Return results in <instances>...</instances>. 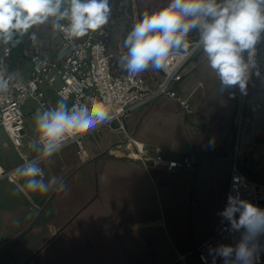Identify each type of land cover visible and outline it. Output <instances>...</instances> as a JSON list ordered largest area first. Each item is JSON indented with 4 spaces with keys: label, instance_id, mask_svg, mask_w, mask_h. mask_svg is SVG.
Listing matches in <instances>:
<instances>
[{
    "label": "crops",
    "instance_id": "0c3cea01",
    "mask_svg": "<svg viewBox=\"0 0 264 264\" xmlns=\"http://www.w3.org/2000/svg\"><path fill=\"white\" fill-rule=\"evenodd\" d=\"M200 59L187 64L178 86L193 102V115L161 96L124 120L147 152L158 146L166 157L188 156L192 165L146 170L111 150L125 141L121 132H89L83 156L69 144L52 163L42 162L48 176L65 178L66 192L26 194L19 180L0 182V264H200L193 250L217 228L232 164L264 183V126L245 121L239 127V100L219 93L217 78ZM204 62L201 78L197 66ZM259 93L264 90L248 93L246 117L256 115ZM20 162L0 163L11 168Z\"/></svg>",
    "mask_w": 264,
    "mask_h": 264
},
{
    "label": "clouds",
    "instance_id": "9594fccd",
    "mask_svg": "<svg viewBox=\"0 0 264 264\" xmlns=\"http://www.w3.org/2000/svg\"><path fill=\"white\" fill-rule=\"evenodd\" d=\"M111 17V0H0V44L14 45L26 36L36 42V29L43 25L76 40L101 32ZM262 43L264 0H165L139 15L123 40L124 51L117 62L129 78L149 69L167 73L173 62L182 63L196 49L215 74L221 95H234L230 91L234 88L246 95L252 76L261 75L258 45ZM21 80L18 71L0 69V95L8 94ZM73 91L76 99L71 104L61 94L54 106L35 113V136L29 148L36 156L25 158L10 173L20 181L19 191L66 192L65 178L48 176L42 162L52 163L71 139L113 121L115 109L109 97ZM214 143L210 139L208 147ZM218 215L234 242L209 246L207 256H201L204 264H209V257L211 264L218 259L222 264H258L264 252V208L242 199L234 184Z\"/></svg>",
    "mask_w": 264,
    "mask_h": 264
},
{
    "label": "built area",
    "instance_id": "2783aa9c",
    "mask_svg": "<svg viewBox=\"0 0 264 264\" xmlns=\"http://www.w3.org/2000/svg\"><path fill=\"white\" fill-rule=\"evenodd\" d=\"M107 37L108 31L104 28L101 32L84 38L69 40L62 33L54 32L49 26V41L54 45L56 58H47L45 51L36 47L30 55L31 69L28 77L22 79L19 86L14 85L8 94L0 95V129L7 133L21 159L18 165L11 168H6L0 163V182L15 183L17 179L10 175L11 171L21 165L25 158H35L36 155L31 157L22 151L25 134V116L22 106L28 98L35 99L40 109L54 106L55 104L47 100L42 85L53 87L57 81H60V85L55 89L56 96L59 99L61 94L67 96L70 104L76 99V93L73 90L77 88L87 96L96 98L107 96L112 100L115 109L113 121L97 129L106 127L111 131H119L125 136L123 143L111 148L113 153L118 152L128 159L139 161L146 170L163 168L167 171H175L180 167L192 165L188 156H183L180 160L169 158L158 146L147 152L142 143L127 132L124 120L133 110L148 105L161 96L177 101L185 115H193V102L178 86L183 79L187 64L198 50L192 49L189 57L180 64L173 62L170 72L160 71V79L152 84L143 73L135 78H129L125 72L115 66L113 53L108 48ZM8 53V48H5L4 56H8ZM258 62L261 75L252 76L247 94L237 90L231 91L234 95L228 93L230 98L239 100V127L249 120L244 110L250 90L255 89L258 92L264 90V43L258 45ZM0 69L5 68L0 64ZM88 133L71 139L65 146L74 144L77 154L83 156L85 154L83 138ZM234 184L239 188L242 199L264 208V183L248 178L235 162L231 166L224 207ZM225 227L226 222L222 223L220 217L215 232L194 248L193 253L200 264H204L201 256H207L209 246L234 242V238L223 230ZM261 243H264V237L261 238ZM209 264H211L210 257ZM217 264H222V261L218 259ZM258 264H264V252L260 254Z\"/></svg>",
    "mask_w": 264,
    "mask_h": 264
},
{
    "label": "rangeland",
    "instance_id": "374dc122",
    "mask_svg": "<svg viewBox=\"0 0 264 264\" xmlns=\"http://www.w3.org/2000/svg\"><path fill=\"white\" fill-rule=\"evenodd\" d=\"M132 1V7L131 11L128 13V19L132 21L133 23L139 18V15L143 12L148 10V7H151L154 3H157L156 0H131ZM165 1V0H164ZM131 29V28H130ZM130 29H123L121 27V30L118 31L115 35V44L112 46L113 51L119 56L123 53V40L127 33L130 31ZM37 32V41L33 42L29 40L30 45H36L40 48H42L45 51V55L47 58H53L54 50L51 46V43L49 41V25H43L39 26L36 29ZM202 53L198 50L195 55L192 57L191 60L200 59V56ZM201 60V59H200ZM0 64L7 70V71H18L22 79H26L30 73V62L28 59H21L20 61H17L15 67L12 70L7 69L5 64L3 62H0ZM199 74L201 75V78H204L203 72L205 62L201 63L197 66ZM117 68L120 69L119 65L117 64ZM208 69L205 68V70ZM210 70V69H209ZM211 71V70H210ZM145 77L150 81L152 84H155L160 79V71H154V70H147L143 72ZM215 76V74H214ZM60 85V81H57L53 87H48L46 85H42V89L45 93H47L50 97H57L55 94V89ZM232 90L239 91L238 88H234ZM256 97L255 100H253V106H256V115H253L249 118V120L246 122L248 126L256 127V126H264V93H259L254 95ZM24 116H25V134L23 137L24 147L22 148V151H26L29 148V143L34 139L35 133H34V115L37 112L38 105L36 102H33L32 100L26 101V104L22 106ZM32 111V113L30 112ZM259 113H258V112ZM20 156L16 149L11 144L9 137L7 133L0 129V162L2 163H13L17 162L19 160ZM239 163V160H238Z\"/></svg>",
    "mask_w": 264,
    "mask_h": 264
},
{
    "label": "trees",
    "instance_id": "16d2710c",
    "mask_svg": "<svg viewBox=\"0 0 264 264\" xmlns=\"http://www.w3.org/2000/svg\"><path fill=\"white\" fill-rule=\"evenodd\" d=\"M154 1V0H153ZM157 3L148 7L149 9L156 8L162 5L164 0H156ZM112 4V17L109 24L105 27L108 31V48L113 53V60L115 66L118 64V55L113 51L112 46L115 44V35L121 30V27L125 30L132 27V21L128 19V13L131 11L132 1L131 0H111ZM192 38H195L193 36ZM38 46L30 45L28 37H24L22 40H18L14 45H3L0 44V62H3L7 69L12 70L17 61L21 59H28L30 62L31 52ZM8 48V56H4V49Z\"/></svg>",
    "mask_w": 264,
    "mask_h": 264
}]
</instances>
